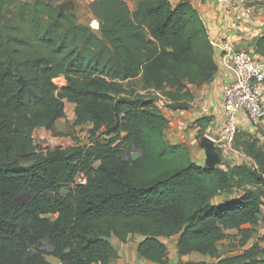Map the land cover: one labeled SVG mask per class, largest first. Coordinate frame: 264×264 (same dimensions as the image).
<instances>
[{
	"label": "trees",
	"instance_id": "16d2710c",
	"mask_svg": "<svg viewBox=\"0 0 264 264\" xmlns=\"http://www.w3.org/2000/svg\"><path fill=\"white\" fill-rule=\"evenodd\" d=\"M54 1L0 0V264H109L117 257L109 240L130 236L142 238L137 253L153 264H169L161 239L171 238L181 256L264 264L257 245L230 258L218 252L226 232L245 245L264 228V148L239 136L234 146L252 165L199 167L185 145L166 140L168 121L150 98L160 93L177 110L188 86L216 70L192 5L132 0L131 10L125 0H96L97 35ZM256 51L264 57V36ZM64 103L75 127L90 125L91 137L103 130L105 140L37 154L34 131H51Z\"/></svg>",
	"mask_w": 264,
	"mask_h": 264
},
{
	"label": "crops",
	"instance_id": "0c3cea01",
	"mask_svg": "<svg viewBox=\"0 0 264 264\" xmlns=\"http://www.w3.org/2000/svg\"><path fill=\"white\" fill-rule=\"evenodd\" d=\"M172 7L177 4L187 1L201 18L206 32L211 43L217 42L226 33L232 17L243 11L245 7H254L257 9L253 21L248 24L250 32L246 34H230L229 40L237 49L255 52L257 41L264 35V0H168ZM62 2V1H61ZM90 1L85 0L88 4ZM92 2V1H91ZM134 6V3H133ZM261 9L260 11L258 9ZM71 12L77 17V13L72 8L60 11L61 14ZM96 20L90 11L88 15ZM97 21V20H96ZM79 24H82L78 22ZM83 25V24H82ZM213 59L216 70L212 78L199 86H188L190 94L189 101L180 100L177 103L186 104L180 106L179 109L173 110L170 108L173 102L166 100L164 104L167 108L162 106V102L158 101V105L162 110H165V118L168 121V127L165 131L166 140L174 145H185L189 149L190 157L197 166H205L204 152L198 147L195 137L202 135L203 132H213L220 127V117L222 115V90L231 77L227 69L222 65L221 52L213 48ZM152 96L160 97L161 95ZM240 126L239 130L247 132L251 136H257L256 128L252 127L243 115H239ZM45 131L44 129H41ZM204 136V134H203ZM208 137V136H204ZM239 156L249 160L244 154ZM173 239V240H172ZM171 240V241H170ZM111 245L117 253V257L111 260L109 264H153L142 259L137 253L138 244L142 241L139 236H130L128 242L120 243L117 239L112 237ZM169 251V264H183L193 263L200 264L201 261H206L208 256H201L199 254H190L181 256L178 253L176 246V239H161Z\"/></svg>",
	"mask_w": 264,
	"mask_h": 264
},
{
	"label": "built area",
	"instance_id": "2783aa9c",
	"mask_svg": "<svg viewBox=\"0 0 264 264\" xmlns=\"http://www.w3.org/2000/svg\"><path fill=\"white\" fill-rule=\"evenodd\" d=\"M256 11L254 7H245L242 12L235 14L226 33L219 41L211 43L212 48L221 52L222 65L231 77L222 90L220 127L212 132L215 139L209 138L221 158H227V155L236 151L234 142L240 131V114L254 128L261 127L264 122V57L255 52L237 49L228 37V33H249L251 30L248 24L253 21ZM91 26L98 31L99 24L96 20L92 21ZM150 93L160 95L153 91Z\"/></svg>",
	"mask_w": 264,
	"mask_h": 264
},
{
	"label": "rangeland",
	"instance_id": "374dc122",
	"mask_svg": "<svg viewBox=\"0 0 264 264\" xmlns=\"http://www.w3.org/2000/svg\"><path fill=\"white\" fill-rule=\"evenodd\" d=\"M62 1V2H61ZM90 2L88 4L85 3V0H55L54 4L57 6L59 11H64L65 9L73 8L75 12L77 13V20L78 22L82 23L85 26H88L90 29H92L97 35H99V30L96 31L94 28H92L91 23L94 19H92L90 16V5L95 2L96 0H89ZM92 1V2H91ZM131 10H133V1L132 0H125ZM54 84L58 88H62L65 85V81L62 78L54 80ZM133 87H136V84H133ZM151 99L155 100L156 103L158 101L162 102V106L167 102L166 98H164L162 95L160 97L156 96H150ZM189 98L184 97L181 100L189 101ZM164 99H166L164 101ZM165 102V103H164ZM169 102V100H168ZM167 102V103H168ZM170 103V102H169ZM167 105V104H166ZM166 105L164 106L165 108ZM177 105L184 106L186 104H179ZM179 109V108H178ZM64 113L65 116L63 119L59 120L55 127L51 131H43L41 129H37L34 131L32 135L33 139V145L35 148V152L37 154L40 153H47L48 151L55 150V149H68L73 148L77 146H89L93 139H99L101 141L105 140V136L102 134L103 130L96 134L95 137H91L90 125H84L81 127H75L74 126V114L72 111V106L68 103H64ZM162 113L166 115L167 112L165 110H162ZM258 139L256 138V135L251 136L247 132L239 131L236 137H244V136H251L252 138L256 139L258 141V145L260 147L264 148V122L262 123L261 127L256 128ZM208 136V138L215 139L213 134L211 132L205 133L203 132L202 135H199L198 137H195L196 143L199 144V141L203 136ZM235 153H232L231 155H227V158H221L220 166L222 168H226L229 165L235 164V163H243L247 165H252V161L249 159L241 158L239 156H242L241 152H238L239 150L234 146ZM218 152V150H216ZM219 153V152H218ZM138 156V152H132L130 155L131 158H136ZM97 164H94L96 166ZM76 184H83L84 178L82 175H78L75 179ZM70 188V187H69ZM67 189L62 190V194H66ZM240 193L237 192L234 196H228V195H221L217 197L213 203H223L230 200L235 199ZM262 214L264 215V208L262 209ZM247 228V227H246ZM254 233L252 234L251 238L247 241L245 245H241V237L238 236L236 231H228L226 232L227 237L222 240L218 244V252L221 259L224 258H230L234 257L238 254H241L242 252L246 251L247 249L251 248L254 245H257L260 247V249H264V228L263 227H256L254 229ZM173 240V239H172ZM171 241V240H170ZM44 249L48 251L47 245L44 244ZM261 258L264 259V255L261 256ZM206 261L199 262L200 264H215L216 261L213 259L205 258Z\"/></svg>",
	"mask_w": 264,
	"mask_h": 264
},
{
	"label": "water",
	"instance_id": "95a60500",
	"mask_svg": "<svg viewBox=\"0 0 264 264\" xmlns=\"http://www.w3.org/2000/svg\"><path fill=\"white\" fill-rule=\"evenodd\" d=\"M198 147L204 152L205 155V166L203 167L204 169L212 170L220 166L221 158L219 153L216 151V147L211 139H209L208 137H202L199 141ZM138 154H141V152H138ZM28 198L29 192L16 197L14 199V204L18 205L20 203H25L27 202ZM45 244L47 245L48 251L51 252L52 248L48 244V239L45 240ZM46 260L50 264H60L58 261L52 258H47Z\"/></svg>",
	"mask_w": 264,
	"mask_h": 264
}]
</instances>
